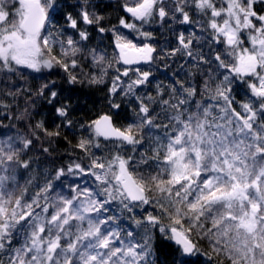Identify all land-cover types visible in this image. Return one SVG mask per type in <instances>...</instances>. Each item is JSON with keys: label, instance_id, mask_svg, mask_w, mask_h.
Returning <instances> with one entry per match:
<instances>
[{"label": "snow or ice", "instance_id": "6c2138e0", "mask_svg": "<svg viewBox=\"0 0 264 264\" xmlns=\"http://www.w3.org/2000/svg\"><path fill=\"white\" fill-rule=\"evenodd\" d=\"M75 7L76 16L69 13L65 19L79 39L65 38L66 29L49 31L59 10L56 0H0V83L12 84L19 93L13 77L24 80L25 70L51 74L61 68L69 86L57 91L56 80H46L34 94L28 90L30 103L15 117L27 132L0 128V264H164L157 235L174 248L171 264H199L201 256L211 264L215 257H222L219 264L224 259L264 264V0L125 3L123 10L141 26L157 19L192 24L196 15L207 18L212 31L206 41L195 32H180L170 55L186 56L195 71L185 72L186 78L167 90L158 85L155 97L137 91L149 83L150 71L117 68L107 79L112 60L106 50L83 43L90 34L80 27L96 25L104 33V17L92 0ZM119 23L151 36L124 17ZM56 46L59 55L53 53ZM115 48L116 63L128 66L152 62L156 51L123 35H116ZM81 59L92 70L84 72ZM130 72L136 78L122 80ZM237 82L247 84L252 97L241 102L242 112L234 107ZM77 85L106 86L109 109L119 115L116 99H126L135 104L133 118L121 127L105 113L81 124L85 135L74 148L89 164L73 162L45 172L51 153L42 137L51 143L60 132L36 119L42 116L36 99L71 129ZM64 92L69 93L66 102L60 99ZM20 169L43 175L44 184L30 176L21 186ZM70 176L76 179L66 192L54 189V179ZM87 176L93 185L79 182ZM29 186L36 189L31 195ZM144 205L155 214L143 209L146 215H130L131 222L123 224L124 213ZM202 240L208 241L211 255L201 249Z\"/></svg>", "mask_w": 264, "mask_h": 264}, {"label": "trees", "instance_id": "16d2710c", "mask_svg": "<svg viewBox=\"0 0 264 264\" xmlns=\"http://www.w3.org/2000/svg\"><path fill=\"white\" fill-rule=\"evenodd\" d=\"M133 0H92V3L98 5L95 9L100 15L104 17L102 26L106 29L104 33L98 32V26L96 25H84L80 24L81 28L86 29L90 38L89 41L83 42L87 44L88 48L99 47L101 50H106L108 57L112 60V68L109 70V75L107 79L110 81L113 76H115L116 69L119 68L121 71L125 67L121 64L116 63V57L118 56L115 50V38L116 35H123L128 39H131L133 43L138 46L143 44L152 45L156 51L152 63L148 66L140 67L141 71H150L151 75L149 77V83L139 86L137 89L138 94L141 96H156L157 86H162L165 90L170 87L174 81L178 79H185V72L195 71L192 67V62L186 57L181 56L179 53L176 55H170L172 49L178 47L176 37L183 32L185 36L190 33L195 32L196 36L202 41L208 40L212 35L211 29L207 27V18H201L196 15H192V24H179L176 22H169L163 24L158 19L152 21L151 23H145L141 26L139 21H135L131 18L130 14L123 10V5L125 3H132ZM58 11L53 14L54 22L48 25L49 31L54 33L57 30L66 29L65 38L68 35H72L74 39H79L76 35L75 30L71 29L67 25L66 16L71 13L76 16L79 11L75 7L78 3H82V0H56ZM260 7V6H258ZM191 15V13H190ZM124 17L128 22L136 23L141 31L151 33L150 37H144L137 31L129 30L120 25L119 20ZM199 21L203 23L204 30H201ZM216 48H223V45H216ZM208 46L205 45V51L207 52ZM53 53L59 55L60 48L56 46L53 48ZM81 68L84 72H88L91 66H85L86 62L80 60ZM183 66V70L181 68ZM73 72L79 73L81 69H70ZM26 79L21 80L18 77H13L15 85L20 87V92H16V87L9 84L7 87L0 83V128L5 132H9L15 127V129L27 132L25 123L18 121L15 117L24 110L26 106L30 103V98L28 96V90L33 94L40 87L41 84L45 83L46 80H56L57 87L54 90L59 91L60 89H67L69 86L66 83V74L63 69L56 68L50 74L47 70L42 73H33L30 70H25ZM43 77V79L41 78ZM135 79L136 75L130 72L129 77H122V80L129 81V79ZM12 95H9V92ZM246 93H248L246 95ZM69 95L68 92L60 97L62 101ZM232 95L235 98L234 107L237 111H243L240 107L241 102H248L252 97L250 96V91L247 88V84L243 82H237L233 86ZM107 87L106 86H87V85H77L76 90L72 93L71 100V111L69 113V119L73 121V126L71 129L65 127L62 122V118H58L51 106L47 105L45 101L36 99L33 95L32 98L36 99V104L39 106L38 110L42 113V116L36 117V119H44L45 126L49 131L55 132L59 131V138H51V143H49L48 137H42L43 146L49 147L51 155L46 157L51 163L45 167V172L53 170L54 168L66 167L68 164L73 162H80L87 166L89 164V159L82 153L79 149L74 148V145L85 133L82 132L80 125L87 124L90 120L97 118L101 114H112L114 122L117 126H126L133 118V109L135 107L134 103H129L126 99L117 98L116 102L121 103V109L119 115L115 114V110H110L108 106L107 99ZM199 99V97H197ZM66 102V101H65ZM160 111V109H157ZM60 126L57 128V126ZM32 153H30L31 155ZM33 177V182H39L41 185L44 184L45 178L43 175L37 176L35 172L28 173L23 169H20L17 174L18 183L23 186L29 177ZM75 177H68L67 179L61 178V180H53V187L56 191H67L68 185L71 184ZM81 184L87 182L88 185H93L94 179L91 176L83 177L79 181ZM36 189L29 186V195L34 193ZM113 209L116 213H120V209L113 205ZM143 209H147L148 212H153V208L150 205H144L142 207H137L134 209L132 214H123V224L128 225L131 221L129 219L130 215H134L135 218L139 219L141 216L146 215ZM153 214H155L153 212ZM167 223V221H164ZM200 247L204 252L211 253V248L207 240L200 241ZM156 248L160 260L164 264H171V256L169 255L174 251L173 246L169 245L166 241L162 240L159 235H157ZM193 259H196L195 257ZM222 257H215V264H219ZM199 264H211L207 261V257H199ZM223 264H229V262L224 259Z\"/></svg>", "mask_w": 264, "mask_h": 264}, {"label": "water", "instance_id": "95a60500", "mask_svg": "<svg viewBox=\"0 0 264 264\" xmlns=\"http://www.w3.org/2000/svg\"><path fill=\"white\" fill-rule=\"evenodd\" d=\"M117 50V53H118V49H116ZM155 53V52H154ZM154 53H153V55H154ZM152 62H150V63H144V62H141L140 64H136V65H131V66H128V65H124L125 67H131V68H134V67H141V66H146V65H149V64H151Z\"/></svg>", "mask_w": 264, "mask_h": 264}]
</instances>
